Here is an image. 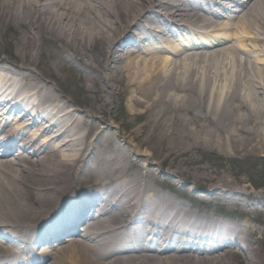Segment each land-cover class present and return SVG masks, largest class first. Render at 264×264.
<instances>
[{
  "label": "bare ground",
  "instance_id": "bare-ground-1",
  "mask_svg": "<svg viewBox=\"0 0 264 264\" xmlns=\"http://www.w3.org/2000/svg\"><path fill=\"white\" fill-rule=\"evenodd\" d=\"M231 1L237 24H219ZM158 24L182 42L163 41ZM192 25L215 34L182 39ZM10 27L20 69L0 59V107L22 97L33 125L0 112V260L264 264V194L248 191L264 163V0H0ZM35 52L57 53L61 81L82 82V114L23 71ZM117 89L129 101L122 135L98 118ZM175 179L206 201L180 197ZM253 212L260 226L235 216Z\"/></svg>",
  "mask_w": 264,
  "mask_h": 264
},
{
  "label": "rangeland",
  "instance_id": "rangeland-1",
  "mask_svg": "<svg viewBox=\"0 0 264 264\" xmlns=\"http://www.w3.org/2000/svg\"><path fill=\"white\" fill-rule=\"evenodd\" d=\"M226 15H228V14H226ZM221 22L227 23L229 25L232 23L237 24L238 19H227L225 17V18H220L219 24H221ZM17 35H18V33L16 32L14 27L5 28L4 30L0 29V59L5 60V62L7 63L6 65L12 67L13 69H17V68L20 69L18 67V65L16 66V65H14V63H12L14 60L18 61V59H19V54L17 52ZM145 44H147V42ZM45 48L49 52H50V49L51 50L53 49L52 46H48V45H45ZM34 56H35V59L39 58L38 63L34 64V65H30L29 68H24V69L22 68L23 71L26 73L31 72L34 75H38V77L41 79L42 84L46 83V84L50 85L52 88L59 89L61 92L63 90L62 93L65 96H67V99L69 102L68 104L72 105V109L73 108L75 110L77 109V112L73 111L72 114H74V113L76 115L82 114L84 107L87 105V100H86L87 93L84 92V90L82 89V82L81 83L80 82L75 83V81L73 82L71 79L64 81V82L61 81V79L58 76H62L64 74H69L70 72L64 71L63 63L61 62L62 60L57 53H53V54H49V55L40 57L35 52ZM8 58H10V59H8ZM253 59L255 60V58H253ZM118 92H119V89H117V93H116L117 95L114 98L113 105L111 106L112 113L107 116V119L105 121L103 120V118L101 116H98V118H99V120H101L103 122V125H111V128L116 132V134L118 132L119 135H122L120 133V130L126 131L127 128L125 126H123L120 129L119 124L121 122H124V120L126 119L125 109L129 105V101H128V97L124 98L121 95H119ZM112 114H113V116L116 115L117 117L113 118ZM131 147L133 150H138L133 145H131ZM140 150L141 151H147L148 153H150V152H152L151 150H153V149L151 147L149 149L144 147ZM211 160H214V159H211ZM149 162H151V161L147 160V162H144V164L148 166ZM154 163H155V161H154ZM154 163L151 164V166L155 169V171L157 173H159V170L157 169V167H155L156 164H154ZM228 166L233 167L234 169L240 167V165L237 164L236 162H230L228 164ZM259 169H260L261 173L256 174V176L253 177L252 179H255V182L258 183V185H254V186H261L262 185V187L259 190H256L253 186V187L249 188L248 191L253 192V194H255L257 196H262L264 194V186H263L264 185V183H263V181H264V163H262L259 166ZM174 182H176L179 187H183L185 189L188 187L186 192L189 193V195L187 196L185 194H182V192L179 190L178 194L180 197H183V198L189 197L190 199H192L194 202H197V203H200L201 200L204 202L206 201V198L202 197V196L198 197V198L195 196L190 197L192 195V193H190V192H192L191 191L192 187L189 186V182L185 183V182H182V181L177 180V179H175ZM185 201L187 202V200H185ZM259 206H264V201H260ZM236 213H235V216L237 218H245L246 216H249L255 225L260 226V223H259L260 215H259V213L253 212V213H250L249 215H246L245 213H239L238 215H236Z\"/></svg>",
  "mask_w": 264,
  "mask_h": 264
}]
</instances>
